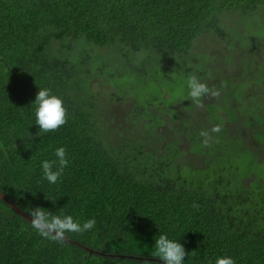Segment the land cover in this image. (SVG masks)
I'll return each mask as SVG.
<instances>
[{
	"label": "trees",
	"instance_id": "16d2710c",
	"mask_svg": "<svg viewBox=\"0 0 264 264\" xmlns=\"http://www.w3.org/2000/svg\"><path fill=\"white\" fill-rule=\"evenodd\" d=\"M262 4L0 0V192L27 215L41 207L81 224L95 218L91 230L66 233L61 244L39 235L0 198V264H162L152 255L159 234L184 246V264H214L222 255L235 264H264V190L256 196L249 186L220 188L222 180L204 189L156 180V174L141 179L131 169L136 149L130 142L117 149L98 138L93 104L74 93L70 59L79 39L100 47L151 50L164 60L181 56L206 33L225 39L221 12L246 13ZM40 88L50 89L67 109V122L56 131L41 132L35 124L33 102ZM58 147L66 149L69 163L50 184L41 163L56 159ZM152 153L143 167L164 170Z\"/></svg>",
	"mask_w": 264,
	"mask_h": 264
},
{
	"label": "rangeland",
	"instance_id": "374dc122",
	"mask_svg": "<svg viewBox=\"0 0 264 264\" xmlns=\"http://www.w3.org/2000/svg\"><path fill=\"white\" fill-rule=\"evenodd\" d=\"M220 25L225 39L206 33L187 54L165 60L151 50L84 39L73 43L74 54L64 53H72L76 97L94 106L98 138L117 149L125 141L136 150L142 144L131 162L141 179L156 174L204 189L222 180L220 188L249 186L257 196L264 190V4L246 13L223 11ZM189 75L220 96L206 95L197 107L188 96ZM214 125L221 131L204 146L199 133ZM154 151L164 170L143 167Z\"/></svg>",
	"mask_w": 264,
	"mask_h": 264
},
{
	"label": "clouds",
	"instance_id": "9594fccd",
	"mask_svg": "<svg viewBox=\"0 0 264 264\" xmlns=\"http://www.w3.org/2000/svg\"><path fill=\"white\" fill-rule=\"evenodd\" d=\"M189 89L188 96L197 107H203L201 98L211 96L218 98L220 91L209 88L206 83L200 82L196 75H189L187 79ZM35 124L41 132L56 131L67 122V109L63 100L52 94L48 88H40L35 95ZM221 125H214L211 130L202 129L199 135L203 138L202 144L208 146L212 140V133H219ZM56 159L44 160L41 163L43 178L50 184H55L64 172L69 161L67 151L64 147H58L54 153ZM194 207L196 205H193ZM30 224L39 235L57 243H65L66 233H83L91 230L95 225V218L88 219L81 224L73 219L71 215H55L41 207H34L28 210ZM162 264H184L188 253L184 246L176 240L169 239L166 234H159L154 240V251L152 253ZM147 264V262H146ZM214 264H235L232 257L228 255L217 256Z\"/></svg>",
	"mask_w": 264,
	"mask_h": 264
},
{
	"label": "water",
	"instance_id": "95a60500",
	"mask_svg": "<svg viewBox=\"0 0 264 264\" xmlns=\"http://www.w3.org/2000/svg\"><path fill=\"white\" fill-rule=\"evenodd\" d=\"M0 198L3 199L5 202L9 203L18 214L22 215L23 217H25L30 221L28 215L25 214L20 208H18L12 201H10L2 192H0Z\"/></svg>",
	"mask_w": 264,
	"mask_h": 264
}]
</instances>
